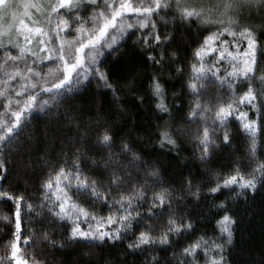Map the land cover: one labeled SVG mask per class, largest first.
Returning a JSON list of instances; mask_svg holds the SVG:
<instances>
[{"label": "snow or ice", "instance_id": "6c2138e0", "mask_svg": "<svg viewBox=\"0 0 264 264\" xmlns=\"http://www.w3.org/2000/svg\"><path fill=\"white\" fill-rule=\"evenodd\" d=\"M258 192L264 0H0V264H242L229 204Z\"/></svg>", "mask_w": 264, "mask_h": 264}, {"label": "trees", "instance_id": "16d2710c", "mask_svg": "<svg viewBox=\"0 0 264 264\" xmlns=\"http://www.w3.org/2000/svg\"><path fill=\"white\" fill-rule=\"evenodd\" d=\"M131 44V41L128 42ZM126 57L128 58L126 60ZM137 61L135 59V54L130 53L127 50V46L125 49V56L121 57L118 60L113 61L111 57L105 62L109 69L110 75L116 80H122L126 73L132 68V65ZM139 75H148L149 70L146 68H139L137 70ZM167 75V73H165ZM146 83V81H145ZM175 81H169V84H173ZM96 92L95 84L91 85L90 88L83 93L82 98L87 102L90 100ZM101 99L105 104L106 114L113 119L117 118L118 108L111 104V97L103 96ZM121 100L123 101V105L128 112V119H131L133 115H136L138 127H142L144 129L149 127V122L151 121V112H142L140 109L135 107V101L131 96L127 94L126 91L121 92ZM38 114H33V123L38 127L44 123L43 120H40L37 117ZM119 125V122H117ZM153 127L155 125H152ZM238 126L232 128V135L234 137L233 144L239 146L242 142L238 140ZM190 152L191 150L188 149ZM229 152L231 149L228 150ZM228 153H221L220 162H224V158ZM161 161L165 167H168L171 162V157L165 158L161 157ZM189 164H193L194 162L189 158ZM226 194H220L219 198L223 199ZM208 205L206 202L202 201V207L206 208ZM230 207L234 208V212L238 217V225L236 231V245L233 249L232 256L234 260H239L242 262H247V264H264V193L258 192L254 201H251L248 205L245 204L243 200L235 205L229 204ZM253 211V215L249 217L248 212L249 208ZM29 251H32L29 249ZM39 251V250H37ZM111 253V254H108ZM4 255V248L0 246V256ZM163 255V253H161ZM66 259H71V250H66ZM104 259L108 260H120V254L116 250L109 249L108 252L99 253L98 259L93 261V264H103ZM131 260V258H129ZM144 258L142 256L137 258V264H140Z\"/></svg>", "mask_w": 264, "mask_h": 264}]
</instances>
